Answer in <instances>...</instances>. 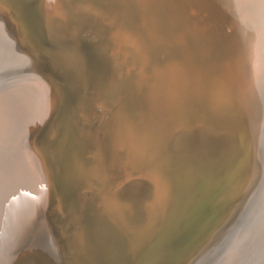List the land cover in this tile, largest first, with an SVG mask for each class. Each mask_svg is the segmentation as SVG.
<instances>
[{
	"label": "rangeland",
	"instance_id": "374dc122",
	"mask_svg": "<svg viewBox=\"0 0 264 264\" xmlns=\"http://www.w3.org/2000/svg\"><path fill=\"white\" fill-rule=\"evenodd\" d=\"M57 1L62 11L47 23L43 13L44 0H4V2L0 0V24H4L10 30L9 32L19 45L18 48H21L20 51L27 59L28 70L31 73L26 76L11 77L3 81L2 85L9 86L24 80H35V75L38 74L51 84L55 96L54 106L39 128L41 132L36 133L26 148V156L36 174H39L36 163L37 155L40 154L39 156L43 159L50 179L51 192L49 212L44 215L45 217L42 214L37 216L36 224L27 233L28 239L30 242L31 238L34 239L35 227L44 217L49 226L51 225V231H54L53 239H57L59 244L65 241L67 232H72L79 227L80 231L87 230L88 237L98 253V264H144L145 262L148 264H199L215 251L237 227L246 223L248 213L257 200L264 183V130L259 134L256 126V121H259V125L261 121L263 122V115L257 95L252 98L250 113L238 108H222L221 105L212 109L209 106L211 104L209 100H205L204 103L202 101L201 104L198 102L195 89L190 85H195L196 80L197 84H200L199 75L186 84L184 88L186 93L190 88L188 97L191 105H188V108L192 106L190 108L192 112L188 109L190 121L186 120L182 125H176L178 128L170 126L167 130L165 129L167 136L164 148L168 152L167 162L164 163L166 168L162 171L166 172L165 175L170 180L174 197L171 201L173 204L171 203L168 211L169 227H160L158 234L156 233L148 244L143 256L136 262L129 251V244L123 238L119 240L116 229L102 217L101 194L99 193L101 183L92 178V185L84 187L83 180H71V183L65 178L68 177V169L65 170L63 166L69 156L67 153L69 134L63 125H70L77 135L84 138L78 140L82 147L80 159L82 158L81 163L84 170H89L95 164V157L91 154L93 149L90 152L87 138L90 132L97 133L104 128L109 112H103L105 115L103 123V119L99 121L94 115L87 118L74 113L71 111L74 104L79 101L82 106L86 107L88 113L89 111L93 113L94 100L92 99L98 97L100 89L105 87L103 93L111 106V113L112 110L115 112L113 104L116 103L119 95L122 92L126 95L128 92V95H124L125 100L129 99L130 109L136 114L139 108V73L137 70L135 72V68H127L126 65L118 67L120 58L114 56L116 61L119 60L118 63L111 58L110 49L113 47H111L110 35L113 27L110 22L124 19L123 26L126 25L128 30L132 31L138 24L139 12L135 9V0H120V2L119 0ZM209 1L163 0L153 7L158 8L159 15L164 17L161 29L167 37L165 45H160L154 50V63L159 67L172 63L173 66L182 64L186 57H192L191 59L196 60V64L206 66L204 68H209L211 72L209 76L203 78V82L209 85L210 82L218 80L220 92H223L226 89L229 74L233 73L234 58L236 60V57L245 56L249 48V40L264 30V0ZM174 5L176 8H172ZM181 10H183L182 13ZM64 26L68 28L65 29ZM178 38L183 40L181 45L177 42ZM28 42L31 43L30 47H28ZM262 50L264 51V45ZM73 56L87 58L94 67L93 81L81 85L76 92H70V86L74 82L73 78L54 72L57 64L62 65L66 58ZM229 62L230 66L232 63L231 68ZM213 69H216L215 72ZM118 71L123 75L128 72L131 74L115 84L114 77ZM50 73L56 79L52 80ZM245 75L248 81L253 77L250 63H247ZM223 81L226 82L223 83ZM195 98L197 103L193 100ZM67 103L69 107L66 106ZM200 106L201 109H199ZM177 129L179 131L176 134L185 138V145L179 150L174 149L172 143L169 142ZM119 155L125 157V152L121 151ZM120 171L111 168L107 173L112 178L113 184L119 186L117 190L120 196L122 195V200L133 206L129 214L131 223L142 227L148 221L146 204L154 196L151 183L137 166L129 167L127 171ZM66 180L68 183L63 184L65 191L61 192L60 183ZM53 223L58 225L55 227ZM78 248L77 250L81 251L82 245H78ZM69 254L75 256L76 252L72 250ZM220 260L218 259L214 264H219ZM17 264L52 263L48 256L39 259H31L27 256Z\"/></svg>",
	"mask_w": 264,
	"mask_h": 264
},
{
	"label": "bare ground",
	"instance_id": "6f19581e",
	"mask_svg": "<svg viewBox=\"0 0 264 264\" xmlns=\"http://www.w3.org/2000/svg\"><path fill=\"white\" fill-rule=\"evenodd\" d=\"M161 1L163 0L134 1L135 9L139 12V19L137 20L138 24L132 31H129L126 25L123 26L124 19L111 20L110 22L113 27L110 35L112 42L111 47H113L110 49L111 58L115 63H118L119 60L116 61L114 56L120 58L118 67L126 65L127 68H135V72L137 70L139 73V108L136 110V114L130 109L129 99H127V101L125 100L124 92L119 95L118 100L113 104L115 105V112L112 110L111 113V106L105 99V93H103L105 87L100 89L98 97L92 99L94 100L92 103L94 105L93 113L90 111L88 113L86 107L82 106L79 101H76L77 103L74 104L73 110H71L87 118L94 115L99 121L103 119V123L105 121L103 112H109L107 124L104 128L97 133L90 132L87 138L90 152L93 149L91 154L95 157V164L91 169L84 170L81 163L82 158L80 159L82 147L78 140L84 138L79 134L78 136L70 125H63L66 132L69 134L67 137V143L69 142L67 153L69 156L67 155L68 157L66 158L67 164L64 163L63 166L65 170L68 169V177L66 176L65 178L70 181L76 179L83 180L84 187L92 185V178L101 183L99 193L101 194L100 207L102 208V217L116 229L119 238L115 236L119 240L122 238L125 239V242L129 244V251L136 262L143 256L145 249H147L153 237L156 236L160 227L168 226V222L170 221L168 220V211L172 203V198L174 197L170 180L165 175L166 172L162 171L163 168H166L164 163L167 162L166 155L168 152L165 151L164 148L167 136L165 129L167 130L170 126L175 127L176 125H182L186 120L190 121L188 118V109L192 108V106L188 108V105H191L188 97L190 88L186 93V89H184L186 88V84L192 81L195 76L199 75L200 84H197L195 78L196 84L190 85L195 89L198 102L201 104L202 101L204 103L206 102L205 100H209L211 104H209L210 102H208V104L212 109H216L218 105H221L222 108H238L246 113H250L252 98L257 95L260 111L263 115V122L261 121L259 125V121H256V126L259 134L264 130V51L262 50L264 45V30L261 29L262 31L259 33L257 32L258 34L256 37L249 40V48L245 56L236 57V60L234 58L233 73L229 74L225 91L220 92V82L218 80L210 82L209 85L203 82V78L209 76L211 72L209 68H204L206 66L203 67V65L200 66L196 64V60L191 59L192 57H186L182 64L180 63L173 66L171 61V65L162 67L156 66V63H154V50L160 45H165L167 38L164 31L161 29V22L164 17L159 15L158 8H153ZM172 8H176L175 5ZM61 11L57 0H44L43 13L47 23L50 22L53 16L59 15ZM182 11L183 10H181V13ZM27 27L29 28V26ZM66 28L68 27L66 26L65 29ZM9 31L7 26L0 24V264H17L21 259L27 256L31 259H39L48 256L51 258L52 264H98V253L95 250L96 247L94 248L88 237L87 230L81 229L82 231H80V227L79 229L75 228L72 232H67L66 238H61L65 241L59 244L57 239H53L52 235H54V231H51V225L49 226L47 220L44 218V215L49 212V199L51 193L50 179L44 161L39 156L40 154L36 157V163L39 169V174H36L35 169L26 156V148L30 145L36 133H38V131L41 132L39 128L54 106L55 96L51 84L38 74L35 75V80H24L9 86L2 85L3 81L11 77L31 74L28 70V63L25 55L20 51L21 48H18L19 45H17V42ZM38 32L40 33V31ZM107 36H109V34ZM181 38L183 37L181 36ZM181 38L177 39L180 45L183 41H181ZM20 39L22 41L21 37ZM30 44L31 43H29L28 47H30ZM29 53L32 54L31 52ZM68 54L66 55L68 56ZM247 63H250L253 69V77L250 81L246 79L245 75ZM54 72H59L74 79V82L70 86V92H76L81 85L87 84L88 81L92 82L94 79L93 65L87 58L82 56H73L69 59L66 58L62 65H56ZM128 74H131V72L123 75L118 71L114 77L115 84L121 82V79L127 78ZM50 75L52 80L56 79L52 73H50ZM226 77H228V75ZM224 82L226 81H223V83ZM190 85L189 87H191ZM125 87L129 88L127 85H125ZM133 92L134 90L132 93ZM126 95H128V92ZM196 98L193 99L195 102ZM68 104L69 103H67L66 106H68ZM193 104L194 103H192V105ZM199 109H201V106ZM72 116L73 115H71V117ZM79 126H81V124ZM176 128H178V126H176ZM179 129L174 132L172 140L169 141L176 150L182 149L185 145V138L176 134ZM62 148L63 147H61V149ZM121 151L125 152V157H120L119 153ZM161 163L163 164L160 166ZM133 166H137L139 171L149 180L154 195L146 204L145 209L148 215V221H146V225L143 224L144 226L142 227L134 226V224L131 223L129 214L132 212L133 206L125 200V202L122 200V195L120 196V192L117 190L118 185L115 186L113 184L112 178L107 173L111 168H115L116 171H127L129 167ZM67 180L60 183V187H62L61 192H63L62 190L65 191L63 184L67 182ZM180 211H182V209ZM39 214H42L44 217L41 218L35 227L33 234L34 239L32 240L31 238L30 242L27 233L32 226L36 224L35 220ZM73 214H75V212ZM201 222H203V220ZM52 225L56 227L58 224L56 225L53 223ZM60 232L58 230V233ZM80 244L82 245V250L78 251V245ZM72 250H75V256L69 254ZM126 258L128 259V256H126ZM218 259H221L219 264H264V183L260 189L257 200L248 213L246 223L237 227L224 242L220 243L215 251L211 252L199 264H214ZM7 260L9 261L6 263Z\"/></svg>",
	"mask_w": 264,
	"mask_h": 264
}]
</instances>
